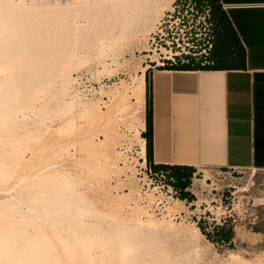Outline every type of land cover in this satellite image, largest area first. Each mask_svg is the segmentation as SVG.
<instances>
[{
    "label": "rangeland",
    "instance_id": "374dc122",
    "mask_svg": "<svg viewBox=\"0 0 264 264\" xmlns=\"http://www.w3.org/2000/svg\"><path fill=\"white\" fill-rule=\"evenodd\" d=\"M207 7L0 0V264H264L239 235L264 172L201 168L187 205L138 159L141 73L147 97L146 73L176 43L200 51L195 38L211 33L186 16ZM228 188L231 244L211 229L223 210L213 199Z\"/></svg>",
    "mask_w": 264,
    "mask_h": 264
},
{
    "label": "crops",
    "instance_id": "0c3cea01",
    "mask_svg": "<svg viewBox=\"0 0 264 264\" xmlns=\"http://www.w3.org/2000/svg\"><path fill=\"white\" fill-rule=\"evenodd\" d=\"M218 1L229 25L224 32L215 30V38L211 26L210 55L207 61V54L198 59L201 65L216 62L219 69L150 72L152 146L147 163L154 170L179 165L195 171L264 172V0ZM225 31L231 40L221 43ZM143 103L141 131H146V92ZM255 214V223L239 235L244 249L264 251V204ZM225 231L230 236L224 240L231 244L234 234Z\"/></svg>",
    "mask_w": 264,
    "mask_h": 264
},
{
    "label": "built area",
    "instance_id": "2783aa9c",
    "mask_svg": "<svg viewBox=\"0 0 264 264\" xmlns=\"http://www.w3.org/2000/svg\"><path fill=\"white\" fill-rule=\"evenodd\" d=\"M209 10H210V8L207 7V9L204 10V15L202 17H200L199 13H198V9L195 8V14L194 13H190L189 14L191 16L190 19H188V15H187L186 16V21L188 23L189 22L192 23V22L195 21V24H198L199 27L203 28L204 30L205 29L209 30V33H211L210 28L212 26V23L210 21ZM197 30H199V28ZM198 35L199 34H197V33L194 34L195 37H197ZM205 35H206V33L204 34V36ZM195 40L196 41H198V40L202 41V49L200 51H195V50H191L190 51V46H187V48L185 50V47H186V45H188V43H186L185 46H179L178 43H176L177 45H174L171 42L174 45L173 46L174 49H177V47H180L182 50H179V51H175L174 50V52H172L173 57L167 58L166 60L175 61V59H177V60L180 59V61L188 62V60L186 59L187 56H192V57L198 58L196 56L198 54L206 55L208 50L210 49V47L212 45V34H209L205 41H204V38H195ZM169 48L172 49L171 46ZM140 134L142 135V131L141 130H140L139 136H140ZM138 141H139V153H138L139 155H138V159L141 161L140 163L143 165L142 169H144V171H147L150 174L158 175V176L164 178V180H165V184L164 185L166 186L167 191L170 193V195L172 197H174L176 200L179 199V201L184 203V204L191 205L192 201H193V199L195 197V193L192 190L197 185H200V184H198L197 181H200V178H198V177L201 174H199L198 171H194L192 173V175L190 176L189 183L182 190L177 188L174 185L175 179H174L173 175L171 174L170 169L165 168V169H160V170H154L147 163V160H146V148H145L146 140H145V138L141 137V138H139ZM142 145L144 147H142ZM209 169L210 170H214V172H213L214 174L223 173V174H228V175L239 174V173L245 171L243 169H236V168H231V169H226V170L221 169V168H209ZM228 187H231V185H229ZM181 191L186 192L187 194H189L191 196V198L182 197L180 195ZM232 194H233V191L230 190V188H228V189H226V191L224 190L220 194V196L218 198L219 202L216 201V199H213L214 200L213 201L214 206H216V208H222L223 209L222 212H220L216 222H214L213 225L211 226V229H214V232H216L218 229H220L222 227L226 228V227H230V225H232L231 220H230V217L232 216V214L230 213L231 212V210H230L231 207L230 206H232V203H231ZM256 201H257L256 203L258 205H260V206L263 205L264 204V194L262 196H260V198H256ZM211 202H212V200H211ZM252 204H253V199H252ZM245 218H246V214L244 215V219ZM256 219H257V216H256L255 213L250 214L248 222H247V224H248L247 226H252L255 223ZM196 223L197 224L199 223V219H198V221ZM202 229H203V231L205 230L204 227H202Z\"/></svg>",
    "mask_w": 264,
    "mask_h": 264
},
{
    "label": "trees",
    "instance_id": "16d2710c",
    "mask_svg": "<svg viewBox=\"0 0 264 264\" xmlns=\"http://www.w3.org/2000/svg\"><path fill=\"white\" fill-rule=\"evenodd\" d=\"M207 2L209 4L210 13H211V23L213 26V37L215 38V36H216L215 30L218 31L219 29H221L224 32V30H227L229 22L227 20L226 14L223 11V9L221 8V5H220L218 0H207ZM225 32L226 33L223 34V36H221V43L223 41L231 40V38L228 36L229 34H227V31H225ZM243 52L244 53L242 55L243 56L242 61L244 63L245 51L243 50ZM209 55H210V53H208L205 58L203 57V59H205L207 61L208 59H206V58ZM186 59L188 60L187 63L177 62L175 64L169 60H165L164 66H160L158 68L159 69H162V68H166V69H219L218 67H220L216 62H213L211 64L209 63V64L201 65L200 60L198 58H195L192 56H187ZM203 61L204 60H202V62ZM145 80H146V89H147V97H146V109H147V111H146V126H147V130L142 133V136L146 139V155H147V158H149L150 148L152 146V128H151L152 93H151V79H150V73L149 72L146 73ZM167 168L170 169L171 174L173 175V177L175 179L174 185L181 190L189 183L190 176L195 171L194 168L191 166L171 165ZM180 195L182 197L191 198V196L189 194H187L186 192H183V191H181ZM225 230H226L225 228H220L215 232V233H217V237H219L220 240L229 238L230 235ZM229 230L232 232L231 228Z\"/></svg>",
    "mask_w": 264,
    "mask_h": 264
},
{
    "label": "bare ground",
    "instance_id": "6f19581e",
    "mask_svg": "<svg viewBox=\"0 0 264 264\" xmlns=\"http://www.w3.org/2000/svg\"><path fill=\"white\" fill-rule=\"evenodd\" d=\"M142 75H141V79H140V83H139V87H138V89H139V91H138V102H139V104L141 105V108H142V103H143V90H144V77H145V70L143 71V73H141ZM131 109H132V107H131ZM144 113V112H143ZM133 114H135V112L133 113ZM138 115V114H137ZM140 120V119H139ZM138 123V122H137ZM139 124V123H138ZM137 124V125H138ZM143 126V120H141V127ZM140 127V128H141ZM143 142V141H142ZM143 146V145H142ZM144 147V146H143Z\"/></svg>",
    "mask_w": 264,
    "mask_h": 264
}]
</instances>
